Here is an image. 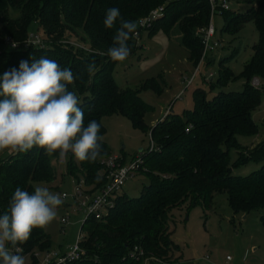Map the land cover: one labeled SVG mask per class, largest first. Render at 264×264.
I'll list each match as a JSON object with an SVG mask.
<instances>
[{"label": "trees", "instance_id": "obj_1", "mask_svg": "<svg viewBox=\"0 0 264 264\" xmlns=\"http://www.w3.org/2000/svg\"><path fill=\"white\" fill-rule=\"evenodd\" d=\"M235 1L247 7L244 11L223 12L227 20L223 30L235 33L252 21L259 33V41L253 45L240 74L246 80L243 88L224 89L238 75L230 67L222 66V58L218 77L210 81L211 89H218L216 92L208 95L203 88H195L191 108L180 113L169 111L148 127L144 117L154 106L138 90L121 87L113 76L117 62L105 53L113 45L119 24L113 29L105 28L106 12L118 8L124 20L138 24L152 10L163 6L164 13L153 22L156 28L150 34L163 30L167 37L176 38L188 50L189 58L199 64L205 48V34L199 31L211 22L208 0H0V78L13 68L19 70L21 61L31 65L33 59L41 57L55 60L79 76L68 85V90L80 98L84 127L95 120L100 125L98 136L103 138L106 127L102 118L122 114L131 119L134 127L148 128L153 143L141 152L142 166L152 169L144 173L148 181L140 194L130 197L121 191L101 217L86 216L80 239L85 253L66 264H125L130 256L141 252L151 259L180 258L181 247L172 239V210L185 205L188 209L196 205L211 208L217 193L227 194L235 213L264 209V139L254 146L242 145L238 140L239 135H256L260 131L253 112L260 105L262 90L252 79L264 80V0ZM32 25L41 30L32 34L40 36L42 43L25 47L23 42L32 35ZM6 36L20 46L6 44L2 39ZM70 39L86 43L87 48L71 43ZM128 45L130 57L136 48L134 33ZM91 62L96 65L92 75L86 71ZM152 82L154 79L143 86L154 87ZM98 143L102 145V154L97 160L79 161L74 171L69 167L71 173L79 172L87 184L100 176V160L109 151L104 139ZM232 149L237 151L235 161ZM50 156L58 157L59 153L48 154L43 148L33 147L27 152L12 151L7 157H0V215L9 210L17 187L34 193V181L53 179ZM249 161L259 163L260 167L246 175L235 172ZM100 181L96 188L105 184L104 175ZM261 219L264 223V213ZM17 247L21 255H28L35 249L52 250V241L44 228H34L29 239Z\"/></svg>", "mask_w": 264, "mask_h": 264}, {"label": "rangeland", "instance_id": "obj_2", "mask_svg": "<svg viewBox=\"0 0 264 264\" xmlns=\"http://www.w3.org/2000/svg\"><path fill=\"white\" fill-rule=\"evenodd\" d=\"M246 7L243 3L231 1L232 10L244 11ZM212 22L216 34L210 39V46H213L215 41L219 46L208 51L204 48L199 64L189 58L188 50L181 46L176 38L167 37L161 29L151 35L149 31L155 30L154 25L140 27L137 24L140 29L137 31L138 35L134 33L135 51L125 61L117 62L113 68V76L121 87L138 90L142 98L154 106L144 117L148 127L169 111L180 113L191 108L195 88H203L208 95L216 92L218 89L212 90L210 81L218 77L222 58V66L230 67L238 75L224 89L235 91L243 88L246 80L240 74L250 59L253 45L259 41L257 28L249 21L235 33L224 31L227 20L220 13L214 15ZM207 28L199 32L205 34ZM34 32L41 33V30L32 25L30 33ZM7 38L9 36L2 39L6 42ZM70 40L71 43L76 42ZM76 44L87 48V44L82 41ZM151 79H154V87L143 86ZM258 86L262 90V97L259 107L253 112V118L259 124L260 131L256 135H239L238 140L242 145L254 146L264 139V80L260 79ZM102 123L106 127L103 139L107 142L109 151L107 156L100 160L103 165L100 176L104 175L106 179L107 172L103 163L106 159L117 156L121 163L129 165L142 154L141 152L151 147L152 143L149 129L134 127L128 116L110 114L102 118ZM11 152L2 151L0 157H7ZM231 156L232 161H235L237 151L232 149ZM49 160L53 167V179L34 181L33 185L46 187L54 194H61L63 203L58 207L55 219L44 227V230L50 235L52 250L69 252L77 243L79 234L83 233L81 227L86 213L78 208L81 197H75V185L85 179L79 172H70V169L76 170L74 165L79 164L73 153L69 152L63 160L59 156H50ZM142 163L133 175L128 177L122 188L130 197L138 196L148 181L146 170H151L152 167L142 166ZM258 167L259 163L249 161L235 169V172L246 175ZM100 176L88 184L84 182L85 190L96 193L99 190V187L96 188L97 183H102ZM63 194L66 197H62ZM213 202L211 208L196 205L188 209L185 205L172 210V239L180 245L182 257L173 256L167 261L160 258L151 259L142 253L136 257L130 256L129 262L125 264H133L132 260L135 264H264V223L261 219L264 209L235 213L228 204L225 192L215 194ZM62 218H66L67 222L63 223ZM34 254L40 262L46 256V252L35 249L31 254L22 255L25 264L35 260ZM227 256L230 257L229 260Z\"/></svg>", "mask_w": 264, "mask_h": 264}, {"label": "clouds", "instance_id": "obj_3", "mask_svg": "<svg viewBox=\"0 0 264 264\" xmlns=\"http://www.w3.org/2000/svg\"><path fill=\"white\" fill-rule=\"evenodd\" d=\"M105 28L117 23L113 45L105 53L112 61H125L131 52L128 41L137 32L134 21L123 19L118 8H110L103 21ZM86 71L96 72L95 62ZM69 68H62L47 57L21 61L0 78V152H27L33 147L48 154L59 153L61 160L69 152L79 161H95L102 154L100 125L90 121L84 127V111L78 95L68 85L78 79ZM61 194L46 187H35L34 193L17 187L9 210L0 215V264H25L18 245L26 242L34 228H44L62 205Z\"/></svg>", "mask_w": 264, "mask_h": 264}, {"label": "built area", "instance_id": "obj_4", "mask_svg": "<svg viewBox=\"0 0 264 264\" xmlns=\"http://www.w3.org/2000/svg\"><path fill=\"white\" fill-rule=\"evenodd\" d=\"M208 1L211 8V22L204 35L205 48L207 51L219 46V43L217 41L213 43V46H210V39L214 37L216 34V28L212 22V19L214 15L218 13L222 14L223 12L231 9L232 0H208ZM163 13H164L163 6L155 8L150 12L149 15L141 18L138 21V25H140V27L141 26L151 27L153 22L157 18L161 17ZM135 34L138 35V32H135ZM6 43L13 47L20 46L19 43L12 41L10 38L6 39ZM23 43L25 47H28L30 44H41L42 38L38 35L32 34ZM253 84L255 86H258L260 84V79L255 77L253 80ZM142 162H143L142 154L135 160H132L129 165H125L121 163L120 158L117 156H115L114 158L106 159L103 162L107 172L106 182L103 186L98 188L99 190L96 193H90L87 190H85L84 187L85 181L77 182V184L75 185V192H76L75 197L76 198L81 197L78 203V208L80 210H83L86 213V216L95 215L96 217H101L103 214L107 212L109 207L114 205L115 198L117 194L122 191L125 181L128 179L130 175H133V173L137 170V168H139ZM62 197H66V195L63 194ZM62 222L66 223L67 219L62 218ZM82 236L83 233H80L78 236V241L74 245L71 251L56 252L54 249L44 251L46 252V256L41 262L38 260L36 254H34L35 260H33V262L30 264H66L68 261H72L74 259L79 258L82 254L85 253L83 247L80 244V239H82ZM142 253L143 252H141L140 254ZM229 259L230 257L227 256V260Z\"/></svg>", "mask_w": 264, "mask_h": 264}]
</instances>
